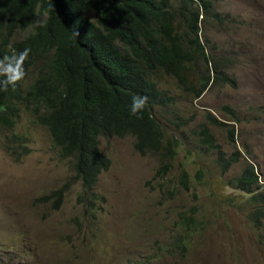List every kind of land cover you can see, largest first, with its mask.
Returning a JSON list of instances; mask_svg holds the SVG:
<instances>
[{"label": "rangeland", "instance_id": "obj_1", "mask_svg": "<svg viewBox=\"0 0 264 264\" xmlns=\"http://www.w3.org/2000/svg\"><path fill=\"white\" fill-rule=\"evenodd\" d=\"M211 1L200 42L212 77L217 66L235 85L213 82L196 99L174 76L155 78L170 104L156 108L154 117L180 143L165 177L156 179L160 159L137 154L134 138L101 137L100 150L112 166L98 178L95 210L76 182L55 211V201L44 199L74 182L75 160L61 158L31 112L23 110L13 130L31 149L21 161L5 152L11 132L0 130V264H264V217L259 224L255 216L264 212V0ZM192 54L189 81L198 86L206 64ZM36 74L29 70L24 88ZM207 115L225 126L211 125ZM202 125L217 148L203 144ZM220 157L238 162L223 171ZM249 164L260 184L251 193L237 184ZM184 172L189 190L181 186Z\"/></svg>", "mask_w": 264, "mask_h": 264}, {"label": "trees", "instance_id": "obj_2", "mask_svg": "<svg viewBox=\"0 0 264 264\" xmlns=\"http://www.w3.org/2000/svg\"><path fill=\"white\" fill-rule=\"evenodd\" d=\"M212 12L211 0H0V58L29 48L25 77L31 68L37 69L27 87L23 80L14 90L0 91V130L11 132L2 147L16 162L31 153L27 137L13 132L24 110L48 129L63 160H75L74 182L44 199L55 201V211L76 182L91 195L89 208L95 210L98 178L112 166L100 150L101 137L134 138L137 154L160 159L156 179L168 174L180 143L168 138L154 117L156 108L170 104L155 78L161 73L174 76L196 99L213 82L235 85L217 66L212 77L211 57L200 42L201 24ZM27 30L31 32L23 39L14 40ZM193 49L206 64L207 76L198 86L189 81ZM134 95L148 98L140 118L129 114ZM206 119L225 126L211 115ZM229 133L235 142L234 131ZM200 134L204 145L217 148L206 125ZM219 160L223 171L238 162ZM181 179L189 190V175L184 172ZM237 184L250 193L260 188L254 165L244 169ZM253 200L257 203L258 197ZM255 216L261 224L264 212L259 209ZM182 220L193 224L189 218Z\"/></svg>", "mask_w": 264, "mask_h": 264}, {"label": "clouds", "instance_id": "obj_3", "mask_svg": "<svg viewBox=\"0 0 264 264\" xmlns=\"http://www.w3.org/2000/svg\"><path fill=\"white\" fill-rule=\"evenodd\" d=\"M9 47L11 48V45ZM30 51L29 48H25L21 52L13 50L11 55H4L0 58V77H3L0 79V91L6 92L10 87L14 90L24 80L26 75L24 62ZM147 100L146 96L134 95L130 106V116L140 118L147 105Z\"/></svg>", "mask_w": 264, "mask_h": 264}]
</instances>
